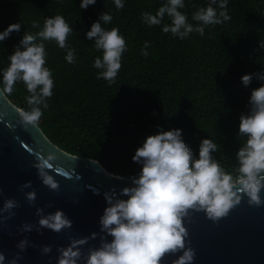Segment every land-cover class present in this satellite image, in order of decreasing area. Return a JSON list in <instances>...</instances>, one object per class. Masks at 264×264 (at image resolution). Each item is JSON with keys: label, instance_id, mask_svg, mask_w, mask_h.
<instances>
[{"label": "trees", "instance_id": "trees-1", "mask_svg": "<svg viewBox=\"0 0 264 264\" xmlns=\"http://www.w3.org/2000/svg\"><path fill=\"white\" fill-rule=\"evenodd\" d=\"M82 0H0V32L21 23L0 42V86L8 57L19 45L25 31L35 32L33 21L43 26L46 17L64 16L73 28L67 43L76 49V62L67 63L66 52L55 41L45 42L46 67L53 73L52 97L38 123L58 147L76 156L98 160L108 171L125 178L137 175L141 166L133 162L137 148L148 136L172 129L182 130L184 142L198 158L203 139H212L220 150L213 153L231 170L244 142L238 137L240 115L247 113L252 90L261 86L253 77L245 87L241 77L264 72V0H228L231 19L192 33L181 40L163 33L162 25L148 27L141 13L155 14L165 0H96L81 9ZM188 15L209 0H184ZM195 6V7H194ZM108 12L113 19L106 30L118 27L127 51L114 84L97 79L92 65L102 51L86 33ZM164 23H170L165 17ZM148 42V55H142ZM26 87L17 82L8 98L28 110Z\"/></svg>", "mask_w": 264, "mask_h": 264}, {"label": "clouds", "instance_id": "clouds-1", "mask_svg": "<svg viewBox=\"0 0 264 264\" xmlns=\"http://www.w3.org/2000/svg\"><path fill=\"white\" fill-rule=\"evenodd\" d=\"M95 3L96 0H82L80 8L87 9ZM114 4L118 10L124 8L123 0H114ZM185 7L184 0H165L155 14L142 12V22L148 27L162 25L163 33H171L183 40L192 33L203 36L206 28L231 19L228 0H209L206 6L196 7L191 14L195 23H190L188 15L181 11ZM166 16L170 23H164ZM112 19L108 12L102 13L99 21L94 22L86 33L88 40H94L95 49L103 53L92 65L98 70L97 79H103L109 85L116 82L122 55L128 50L118 27L111 30L102 27V22L108 24ZM31 27L39 31H25L8 57L9 65L2 70L0 94L10 95L15 84L22 82L29 95L25 97L28 110L18 109L20 122L36 126L43 115L42 109L49 106L47 99L52 97L54 88L53 73L46 67L45 42L55 41L65 50V60L69 64L76 62V49L67 43L73 28L62 15L46 17L42 27L39 21H33ZM20 29L21 23L9 25L0 32V42ZM148 47L145 42L142 55H148ZM254 76L261 86L252 90L248 111L239 118L238 137L245 139L236 153V165L228 170L214 158L213 153L220 150V146L210 138L201 140L197 158L184 142L180 129H160L158 134L148 136L132 157L133 162L141 166L137 175L127 178L132 186L124 187L118 194L113 190L104 195L108 206L99 220L103 235L99 236V247L88 250L86 264H162L166 256L178 253L173 264H194L196 252L190 246L189 231L185 226L193 213L203 212L215 223L227 217L245 197L250 206H264V72L243 75L241 83L248 87ZM53 159L52 156L40 158L34 167L43 184L58 191L59 184L49 175ZM28 187L31 182L20 190ZM26 199L33 204L36 192L26 193ZM18 206L15 200L8 199L0 213L9 212L14 216L11 210ZM36 215L40 217L37 232L49 229L60 233L72 227L71 220L62 211L45 215L44 209L37 208ZM32 230V225L21 226V231ZM97 235L93 233L90 237L72 240L67 248L57 249V264H77L82 259L80 248L89 239H97ZM108 237L112 239L109 241ZM27 245L25 239L17 247L23 251ZM42 251L48 254L51 247L45 246ZM19 258L15 257L8 264H16ZM5 259L0 253V264H5Z\"/></svg>", "mask_w": 264, "mask_h": 264}, {"label": "water", "instance_id": "water-1", "mask_svg": "<svg viewBox=\"0 0 264 264\" xmlns=\"http://www.w3.org/2000/svg\"><path fill=\"white\" fill-rule=\"evenodd\" d=\"M18 109L22 107L0 94V209L8 199L19 205L11 210L14 216L0 213V253L6 258L5 264L17 256L20 258L16 264H57V249L96 233L97 239H89L80 248L82 259L77 264H86L88 250L99 247V236L103 235L99 220L108 206L105 193L115 190L118 194L124 187L132 186L131 182L108 171L98 160L61 149L39 125L22 124ZM49 156L54 158L49 175L59 184L58 191L46 187L34 167L40 158ZM29 182L31 187L21 191ZM31 191L36 192V200L30 205L26 193ZM37 208L44 209L45 215L62 211L72 227L60 233L49 229L37 232ZM24 224L32 225L33 230L21 231ZM185 226L190 246L196 252L194 264H264V206H250L246 197L218 222L200 212L193 213ZM25 239L28 245L21 251L17 245ZM45 246L51 247L50 253H43ZM178 255L166 256L162 264H173Z\"/></svg>", "mask_w": 264, "mask_h": 264}]
</instances>
